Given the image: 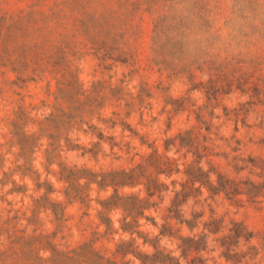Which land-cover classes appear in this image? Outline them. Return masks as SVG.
<instances>
[{
  "label": "rangeland",
  "instance_id": "obj_1",
  "mask_svg": "<svg viewBox=\"0 0 264 264\" xmlns=\"http://www.w3.org/2000/svg\"><path fill=\"white\" fill-rule=\"evenodd\" d=\"M162 44L170 45L172 55L157 52ZM48 116L52 121L41 133L39 121ZM169 125V135L202 127V135L215 140L213 164L238 177L243 188L252 182L264 192V0H0L1 220L20 210L15 230L23 229L34 200L45 193L38 183L49 181L61 191L50 199L65 200L67 184L57 181V165L47 173L46 149L56 142L71 139L89 150L98 139L84 131L96 127L107 139V158L81 157L82 149L62 153L59 161L94 171L118 169L128 164L112 159V143L130 140L124 136L132 131L153 140ZM33 133L43 139L30 155L27 136ZM9 169L16 174L7 181ZM25 186L24 196L18 190ZM212 207L226 225L238 222L258 238L264 234V195L239 201L222 196ZM112 218L117 228L120 215ZM64 219L57 222L42 210L38 232H57V244L76 247L104 230L97 228L96 211L78 203ZM141 224V231L150 228L144 219ZM7 237L0 248L16 246ZM119 237L101 239L96 247L114 250Z\"/></svg>",
  "mask_w": 264,
  "mask_h": 264
},
{
  "label": "trees",
  "instance_id": "obj_2",
  "mask_svg": "<svg viewBox=\"0 0 264 264\" xmlns=\"http://www.w3.org/2000/svg\"><path fill=\"white\" fill-rule=\"evenodd\" d=\"M172 32L169 29L166 31L167 34ZM172 49L180 47L174 44ZM156 50L160 55H172L169 44L157 45ZM143 96H138L141 103L144 102ZM84 98L89 102L90 95H85ZM81 102L85 104L86 101ZM133 107L134 104L128 106ZM80 109L82 110L79 107L74 111ZM178 111L179 109L176 113ZM133 112L132 109L128 110L127 117ZM143 117L144 111L141 112V118ZM198 117L200 119V115ZM49 121H52L51 116L39 121L41 133L46 131ZM170 127L169 125L167 130L159 133L153 140L149 134L140 135L132 131L133 134L124 136L130 140L112 143L110 154L115 156L112 159L127 163L128 167L110 170L94 171L59 161L63 158L62 153L80 151L84 147L73 144L71 139H67L65 145L55 141V147L46 149L47 173L51 175L53 172L50 167L57 165L60 174L57 181L67 184L62 194L65 200L50 199L51 195H61V191L56 190L49 181L38 183L37 189H45V193L41 199L34 200L31 215L25 218L23 229L15 230L23 219L19 215L20 210L11 218L4 221L0 219V246L4 245V234L17 246L0 248V262L25 264L21 261L27 260L30 262L28 264H264V234L258 238L238 222L226 225L212 207L222 196L232 201H239L243 196L258 198L264 195L263 187L250 182L249 186L243 188L238 177L232 178L221 172L212 160V157L218 156L213 152L215 140L202 135V127L193 126L176 135H169ZM74 129L75 126L71 125L69 131ZM210 129V126L206 128L209 134ZM95 131L96 127L91 132L84 131L86 135L96 136L98 142L92 144L91 149H84L80 156L90 154V158L99 161L101 155L104 159L109 156L102 154V143L107 139L103 133L96 134ZM42 139V134L27 136V142L31 140L28 144L30 155L42 146L38 144ZM241 171L242 169L237 170L236 174L239 175ZM15 174V170L9 169L4 173V178L9 181ZM35 174L40 180V173L37 171ZM22 177L32 176L23 173ZM13 183L17 185L14 180ZM139 187L142 188L135 192ZM27 190L25 186L18 192L25 196ZM92 192H96L97 196L93 198ZM77 203L87 211H96L99 221L97 228L103 227V232H94L89 241L76 247L57 244V232H38L42 210L50 211L57 222H62L67 208ZM165 203V207H162ZM152 213L157 215L153 216ZM114 214L120 215L117 228L116 221L112 218ZM143 219L150 227L146 231L140 230L144 226L141 224ZM116 236L124 237L117 239L114 250L96 247L101 239L111 241ZM164 241L166 242L163 243ZM42 254L49 256L44 258ZM130 257L134 261L128 259Z\"/></svg>",
  "mask_w": 264,
  "mask_h": 264
}]
</instances>
